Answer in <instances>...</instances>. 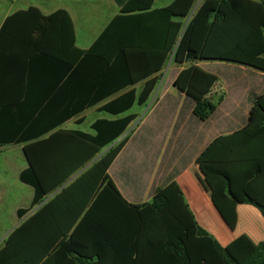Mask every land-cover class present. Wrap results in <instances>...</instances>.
<instances>
[{
    "label": "trees",
    "instance_id": "obj_1",
    "mask_svg": "<svg viewBox=\"0 0 264 264\" xmlns=\"http://www.w3.org/2000/svg\"><path fill=\"white\" fill-rule=\"evenodd\" d=\"M154 1L115 0L118 12L85 49L75 44L73 22L63 8L45 15L30 5L6 17L0 27V36L10 21L22 35L29 30L27 47L42 62L34 69L29 62L28 76L36 72L66 77L54 120L45 124L50 117L41 116L36 123L44 120L43 130L30 128L11 140L23 143L27 166L19 179L34 193L30 205L16 211L19 218L30 214L0 243V264H264V239L244 260H236L198 223L176 182L135 204L108 175L137 117L125 113L134 104L148 102L170 59L186 64L173 83L193 99L200 118L213 109L206 95L217 77L197 61L214 59L264 70V0H170L153 7ZM53 100L46 101V111H51ZM262 102L264 95L254 99L248 124ZM38 103H22L26 114L11 107L13 118L30 121ZM98 104L97 110L112 118H97L92 132L50 131ZM241 202L264 217V205L255 199L245 196Z\"/></svg>",
    "mask_w": 264,
    "mask_h": 264
},
{
    "label": "crops",
    "instance_id": "obj_2",
    "mask_svg": "<svg viewBox=\"0 0 264 264\" xmlns=\"http://www.w3.org/2000/svg\"><path fill=\"white\" fill-rule=\"evenodd\" d=\"M18 1L0 0V27L6 17L30 5L37 6L45 15L63 8L72 19L75 44L82 49L91 45L118 12L115 0H105L112 6V12L96 29L95 24L86 23L79 17L82 9H75L74 6L89 0H63L60 3L59 0H21L19 5ZM97 1L104 2H93ZM53 3L55 7H48ZM8 26L0 36V152L10 147L20 150L24 161L17 168L19 178L27 160L22 150L23 143L11 140L19 138L30 128L43 130L45 124L54 120L59 114L56 110L59 109L60 84L66 77L37 75L36 72L28 76L29 62L34 69L40 68L42 61L31 56L34 52L27 47L26 40L31 36L29 30L25 29L22 35L21 29L14 28V21H10ZM88 36L95 38L80 45V37ZM196 64L224 83L223 92L211 98L213 109L210 114L205 118L196 116L193 99L179 91L173 83L186 64L167 63L150 99L145 105H139L142 111H131L134 104L125 113H133L137 117L131 122L129 128L133 127L132 131L111 162L108 175L121 195L135 204L151 200L156 189L171 181L176 182L198 223L212 233L236 260L242 261L264 239V217L254 206L241 202L245 196H250L264 205V124L261 123L264 102L255 110L254 119L248 124L254 99L264 95V70L214 59L199 60ZM141 85L140 82L135 86L140 88ZM52 99L55 100L51 102L50 113L44 108L48 105L46 101ZM28 100L39 101L30 113L33 115L30 121L14 119L11 107H19L20 114L25 108L21 104ZM98 106L84 109L50 131L82 130L80 126L85 122L87 113H101L97 110ZM22 114H26L25 111ZM41 116H49L50 119H45V124L41 119L38 125L36 121ZM100 117L112 118V115H101L95 120ZM80 120L83 121L80 123ZM32 124L37 125L31 127ZM4 182L0 176V206ZM27 186L32 191V199L34 189L29 184ZM228 190L238 201L228 194ZM30 202L18 208L28 207ZM29 214L21 218L16 214L15 225ZM11 229L2 236L0 243Z\"/></svg>",
    "mask_w": 264,
    "mask_h": 264
},
{
    "label": "rangeland",
    "instance_id": "obj_3",
    "mask_svg": "<svg viewBox=\"0 0 264 264\" xmlns=\"http://www.w3.org/2000/svg\"><path fill=\"white\" fill-rule=\"evenodd\" d=\"M20 1L21 0L18 1V5L20 4ZM61 1L63 2V0H59V3ZM93 1L94 0H89L87 3H78L74 4V6L75 9L78 7L82 10L84 9L85 11L82 12L81 10L79 13V17L84 19L86 23L95 24V28L97 29L103 21L105 22L107 20L108 15L111 14L112 6L108 5L105 0L104 2L97 1V3H94ZM169 2L170 0H155L153 7L164 6ZM55 3H57V1ZM48 7L53 8L55 7V4H50ZM93 38L95 37H80V45L87 44V41ZM141 108V106L135 104L131 111H138L141 110ZM101 115L106 116L108 114L105 112L99 113L96 111H90L86 114L85 122L80 128L85 131H92L89 127L90 123L93 122L96 117ZM23 161L22 154L17 148H4L0 152V176L5 180L2 187L3 197L0 206V239L16 224L15 210L20 206H27L32 196V191L27 189V184L21 182L17 176L18 165L22 164Z\"/></svg>",
    "mask_w": 264,
    "mask_h": 264
},
{
    "label": "built area",
    "instance_id": "obj_4",
    "mask_svg": "<svg viewBox=\"0 0 264 264\" xmlns=\"http://www.w3.org/2000/svg\"><path fill=\"white\" fill-rule=\"evenodd\" d=\"M224 83H222L220 80H216L212 87L210 88L209 92L207 93V98H212L214 95L221 94L223 92ZM133 127L130 128L132 130Z\"/></svg>",
    "mask_w": 264,
    "mask_h": 264
},
{
    "label": "water",
    "instance_id": "obj_5",
    "mask_svg": "<svg viewBox=\"0 0 264 264\" xmlns=\"http://www.w3.org/2000/svg\"><path fill=\"white\" fill-rule=\"evenodd\" d=\"M170 60H171V59H170ZM170 60L168 61V63L170 62ZM108 148H109V147H108ZM108 148L104 149V150H103V151H102L97 157H99V156H100L103 152H105ZM25 157H26V156H25ZM97 157H96V158H97ZM26 160H27V158H26ZM91 162H92V161H90L88 164H86V165H85L80 171H78L76 174H74L69 180H71V179L74 178L77 174H79V173H80L84 168H86ZM69 180H68V181H69ZM68 181H67V182H68ZM52 194H53V193H52ZM52 194H50L46 199H48L50 196H52ZM46 199H44V201H45ZM44 201H43V202H44ZM15 226H16V225H15ZM13 228H14V227H13ZM13 228H12V229H13ZM12 229H11V230H12Z\"/></svg>",
    "mask_w": 264,
    "mask_h": 264
}]
</instances>
